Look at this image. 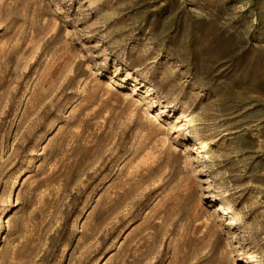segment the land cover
<instances>
[{
  "label": "rangeland",
  "instance_id": "obj_1",
  "mask_svg": "<svg viewBox=\"0 0 264 264\" xmlns=\"http://www.w3.org/2000/svg\"><path fill=\"white\" fill-rule=\"evenodd\" d=\"M0 264H264V0H0Z\"/></svg>",
  "mask_w": 264,
  "mask_h": 264
}]
</instances>
